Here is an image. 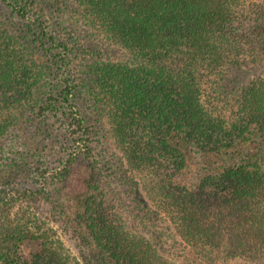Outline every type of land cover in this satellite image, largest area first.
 Returning a JSON list of instances; mask_svg holds the SVG:
<instances>
[{
    "label": "trees",
    "instance_id": "1",
    "mask_svg": "<svg viewBox=\"0 0 264 264\" xmlns=\"http://www.w3.org/2000/svg\"><path fill=\"white\" fill-rule=\"evenodd\" d=\"M44 2L68 7L76 23L101 30L133 57L130 65L93 67L94 95L108 109L123 182L142 218L166 226L174 243L197 252L193 259L189 250L185 262L166 258L154 241L112 221L104 190L90 180L73 198L89 241L82 264L264 259V70L238 89L223 86L234 71L264 67V0ZM15 8L21 16L28 12ZM40 22L42 40L66 51ZM15 40L0 29V143L10 127L5 108L25 104L44 73ZM76 128L89 134L81 118ZM191 144L213 159L203 177L190 175ZM31 234L8 228L0 264H72L62 243L50 238H42L39 254L23 256L16 245Z\"/></svg>",
    "mask_w": 264,
    "mask_h": 264
},
{
    "label": "rangeland",
    "instance_id": "2",
    "mask_svg": "<svg viewBox=\"0 0 264 264\" xmlns=\"http://www.w3.org/2000/svg\"><path fill=\"white\" fill-rule=\"evenodd\" d=\"M35 2L0 0V29L27 50L30 62L36 60L44 69L27 102L11 104L3 112L10 127L0 143V238L6 239L8 228L26 227L34 234L16 245L26 258L39 254L42 238H50L62 243L72 264H82L80 252L88 248L89 241L76 222L79 206L73 198L94 180L104 190L112 221L129 233L154 241L166 258L185 262L193 248L174 243L171 238L175 233L144 220L139 213L133 191L123 182V154L116 144L108 109L94 95L93 67L130 65L133 57L101 30L76 23L68 7ZM17 5L27 7V14L18 15ZM37 19L66 51L42 40ZM263 70L230 73L224 90L238 89ZM69 90L72 94L67 100ZM76 118L84 121L87 136L76 128ZM189 146L190 175H207L213 159L200 147ZM260 159L264 166V157ZM144 195L149 201L145 190ZM196 256L192 251L191 257ZM217 264H264V259L238 257L218 260Z\"/></svg>",
    "mask_w": 264,
    "mask_h": 264
}]
</instances>
